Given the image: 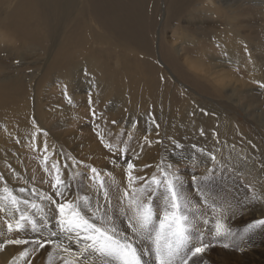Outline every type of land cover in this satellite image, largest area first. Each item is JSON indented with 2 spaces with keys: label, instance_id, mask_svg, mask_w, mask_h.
Wrapping results in <instances>:
<instances>
[{
  "label": "rangeland",
  "instance_id": "374dc122",
  "mask_svg": "<svg viewBox=\"0 0 264 264\" xmlns=\"http://www.w3.org/2000/svg\"><path fill=\"white\" fill-rule=\"evenodd\" d=\"M102 1L104 0H101V3ZM157 1V17L151 34L152 46L150 53L151 68L153 67L154 70L152 74L149 73V77H155L156 79L162 78V81L157 80L158 88L162 89L157 92L158 106L152 109L149 103L147 104L149 106L146 107V109L149 107L148 110L145 108L144 110L140 108V110L138 106L134 105L132 109L129 110L126 108V104L123 105L122 102L127 101L130 97L128 96L125 98L124 95H119L118 98L106 96L98 98L91 103V99L95 97V94L89 90H92V87L93 89L98 88V84L92 86L90 80L88 81L89 78L84 75L78 76L70 83L67 82L62 85V88L68 86V88L76 90L75 94L71 92V94L75 96L72 100L65 96L64 89H62L64 97L71 100L69 102L59 99V96L62 94L60 93V89L55 88L53 83L50 84L47 82L44 86L40 85L41 98L38 102H40V105L44 108L39 114H43L44 116V113L47 114L48 112V117L52 115L53 112H51L49 108L54 106L53 103L55 104L56 100H63L61 103L66 107L60 106L57 109V115L53 118H45L47 120H44L45 123L43 122V117L37 119L39 114L33 112L32 108H30L31 111L29 114L26 112L27 122L29 120L30 123L33 120V122L36 123L33 125V128L38 136L34 145L33 140L29 139L22 141L24 139L22 137L28 138V133H14L15 130L12 127L4 129L0 126V172L2 171V176H0V183L2 184H0V188H2V192L5 187L9 189L12 188V194H16L19 199L23 200L26 198L29 201H34L39 204L41 202L38 198L39 193L35 196L32 194L31 190L35 189V191L39 192L37 189L39 187H44L41 191L42 193L54 195L53 197L60 201V198L55 197L52 188L57 174L56 170L53 168L55 164L54 161H56V163H59L61 179L70 184V187L67 189L68 191L65 192V196L74 202L77 200L76 202L79 203L81 207H83L84 204L81 198L84 196L88 197V202L92 206H95L97 202H99L101 205V213H98V215H100L105 205L103 196L105 191L109 193L111 205L113 204V206H123L126 208V200L121 202L118 200V197L122 195L126 189L130 191L128 182L129 169L127 168L128 162L134 165V168L131 170V175L134 178H144L136 182L134 186L137 188L144 187L146 183L151 181L153 176L157 179H161L163 175L161 169L163 168L169 175L175 174L179 176L178 183L182 185L181 192L183 195V200L181 201L182 213L187 215L189 219L187 223L189 234L193 238L192 244H197L198 246L202 241L208 245L205 252L201 254L202 256L194 258L196 264H208L209 261V264H264V227L245 231L248 229L249 224L264 219V110H262L264 109V100L255 103L254 99L252 103H249L245 99L239 98L238 95L237 98L235 96L227 97L226 91L228 88L225 85L222 86V83L219 84V88H221L220 91L222 90L219 95L207 93L205 83L201 81L200 77H196L200 72V74L204 73V66L201 64V53L205 55L203 56V60L208 62L206 55L211 56L213 53L215 56L221 55L218 51L219 47L209 41H206L207 45L204 48L193 45L191 42H195V37L193 35H187L186 29H182L184 25H187L185 19L180 20L179 26H182L180 28L174 25L164 29L167 0ZM47 2L50 1L46 0L43 3ZM89 2L94 4L99 3L94 2V0H89ZM107 3L109 4L108 0H105L103 3V6L106 5V9L103 8L99 10V6H97L96 14L107 17ZM53 7L58 10L57 6L53 5ZM85 14H87V11H85ZM50 22L52 25L56 23L57 26H60L62 22H64V27H68L66 31L64 28L60 29L59 34L61 32L62 34L69 32L72 26V23L69 24L68 21L60 18L58 11L52 14ZM165 40L167 42L170 41L169 50H165L162 46ZM192 50L200 53H198V56H195L198 66L194 65L190 68L185 66L187 61L185 54L191 56L189 53ZM233 52H235V55L241 54V49L236 47ZM165 53L177 59L181 66L174 65L173 62L166 60L164 57ZM132 55L134 56V54ZM222 56L223 61L218 62L220 65L215 67V69L220 67L222 69H220L221 72H225V70H223L225 68L224 65H229L230 67L226 66L225 69L229 68L230 70L239 66L230 64V62L227 61L226 55ZM15 62H17L14 63L16 66L20 61L16 60ZM40 65L41 63L39 67ZM239 67L237 68L239 69L237 76L241 78L245 75L244 67ZM11 72L13 71L11 70ZM228 77L233 80L231 75ZM37 78L38 73L32 78V82H29V85L34 86ZM56 84H59V82ZM255 85L254 88L261 86V83ZM50 86L53 88L51 94L54 93L56 95L55 97L52 95L45 96L44 94L51 88ZM253 91L256 90L254 89ZM31 97L32 94L28 93V100L30 103H34L35 99ZM42 97H44L43 100ZM129 101H131V98ZM41 102H43L44 104H42L45 106H43ZM115 102L118 104L117 111L112 109L116 107L114 106L116 105ZM235 102H237V104ZM133 103L135 102L133 101ZM96 104H100V106L97 108V111L94 112L93 109H95L94 106L97 107ZM192 104L197 105L195 106ZM211 105L216 108H221L224 112L226 118L220 123H214L208 109L204 111L207 106L209 107ZM66 108L67 116H64ZM99 108L101 110H99ZM156 109L159 110L157 111ZM103 112L107 114V118H105V115H99ZM193 112L194 114H198L195 119L192 116ZM57 116L59 117L57 118ZM62 118L64 120H62ZM100 118H104V122H101ZM4 119L7 118L5 117ZM58 121L60 123H58ZM62 121L63 123H61ZM219 124H221V126H219ZM168 126L170 129H168ZM107 128H109V130ZM49 129H51V131ZM99 129L105 130L100 131ZM6 132L14 134L10 138H5ZM57 132H60L58 134L63 138L62 142H66L65 148L53 138L52 135L55 134L56 136ZM32 135L33 133H31V136ZM37 143L39 145H36ZM40 143L43 144V146L40 145ZM92 144H94V146ZM18 145L20 146L17 147ZM45 145H47V155L53 164L50 160H46L47 158H45L46 154L43 152L45 150ZM81 145L84 146L82 147ZM177 145H179V147H177ZM193 145H195V147H193ZM144 147H150V154H152L151 156H153V158H150L149 155H145L147 149L145 150ZM14 148L15 151L12 152ZM97 151H99V156L103 159V162L96 160L98 159L95 158L97 157ZM100 152L103 153L105 157H103ZM191 155L194 156L193 159L190 158ZM213 156L215 160L212 159ZM113 161H115V163H113ZM69 163L70 165H68ZM168 165H171V167H167ZM16 167L26 172V176H29V179L26 178L20 181L14 177L9 178L7 176L6 179H4L3 172H8L6 174H13L14 176L13 169H16ZM92 168H96L97 172L100 174L99 180L104 182L103 188H100L99 181L93 180ZM37 170H40V172H37ZM193 176L196 177L195 180H193ZM7 178L9 181H7ZM10 179L13 180L10 181ZM29 180L32 184H30ZM37 185L38 187H36ZM21 187L28 190L26 191L27 193H19L18 190ZM16 189L17 191L14 192ZM1 190L0 193H2ZM70 192L73 195H71ZM162 193L163 187L157 192L152 203L153 210L156 213L155 219L157 224L167 208ZM76 195L79 197H76ZM205 195V198L202 197ZM29 196H31V198ZM117 202L120 205H117ZM41 203L43 206L46 204V202ZM41 203L40 205H42ZM7 206L12 208L8 209L11 211L0 208V233L3 231L0 234V240L8 242V240L25 239L29 241L28 244H21L22 246L17 245L14 247L15 244H11L12 247L17 249H15L16 252L14 250L13 253L20 256L23 252H26V255H28L27 257L26 255L20 257L30 264H80V261L76 259V257L79 256V246L74 242H69L67 240L63 241L65 247L69 249V252H65L63 247L56 248L54 244H48L49 239L59 240L61 239L60 237H48L47 232H44L43 236H41L33 232L30 225H26L23 230L13 228V231L9 232L8 225L10 223L13 224V226L15 225L16 220L19 219V212L17 213L11 204ZM19 207L22 210L25 208L28 213V209L32 213L35 212L34 209L30 207L26 208L23 204L19 205ZM45 210L47 211V207H45ZM32 213H29V215ZM56 215H58V213H56ZM37 217L38 214L35 216L36 220ZM218 223L223 226L221 231L224 234L220 236L216 235V230L214 229ZM118 224L121 228L128 231L126 228L127 220L125 218H121ZM50 226L55 230L54 221ZM245 234H247L246 237ZM36 238L40 239L44 244L43 248L31 243L36 240ZM244 242L249 246H243L242 243ZM7 244L10 246V243ZM140 244L144 249L150 247V242H143ZM192 244L189 245V248H191ZM225 244L228 246L225 247ZM11 248L10 251L12 252L13 248ZM22 250L24 251L22 252ZM44 250H47L48 253H46V251L44 252ZM38 251H40L39 255L41 256L38 255ZM140 252L142 258L148 262V264H152L153 257L144 255V250ZM52 255L54 256L53 258H51ZM84 255L89 257L90 260H93L95 264H116L114 260L108 257L101 258L96 254L89 253H85ZM28 257L29 260H27ZM36 257L37 259H41V261L36 260ZM250 258L255 260L251 262ZM189 264H192V262L190 261Z\"/></svg>",
  "mask_w": 264,
  "mask_h": 264
},
{
  "label": "bare ground",
  "instance_id": "6f19581e",
  "mask_svg": "<svg viewBox=\"0 0 264 264\" xmlns=\"http://www.w3.org/2000/svg\"><path fill=\"white\" fill-rule=\"evenodd\" d=\"M44 1L46 0H0V126H2L4 129L7 127H12L15 130L14 133H28V138L22 137L24 138L22 141L30 139L33 140L34 145L38 136L37 132L33 128V125L36 123H34L33 120L30 123L29 120L27 122L26 112L29 114L31 111L30 108H32L33 112L38 114L43 111L42 109L44 107H42L40 102H38V100L41 98L39 86H44V84H47V82L50 84L53 83L55 88L60 89V93L62 94L59 96V99L69 102L71 101L70 99L73 100L75 98V96L72 94H75L76 90L68 88V86L62 88V85L66 84L67 82L70 83L74 78L78 76L80 77L81 75L89 78L88 81L90 80L92 86L94 84H98V88L93 89L92 87V90H89L95 94V97L91 99V103L96 101L98 98H103L106 96H114L115 98H118L119 95H124L125 98L128 96L131 98V101H129V98L127 101L122 102L123 105L126 104L125 106L129 110H131L134 105L143 110L149 106L147 105L149 103L152 109L158 106L157 92L161 91L162 89L158 88L157 80L162 81V78L160 77L156 79L155 77H149V73L152 74V71L154 70L153 67L151 68L152 65L150 61V53L152 46L151 34L157 17V0H108V15L107 17L104 16L105 18L100 14H96L97 6H99V10L103 8L106 9V5L103 6L105 0L102 1V3L101 0H94V2H99L98 4H94L92 2L90 3L89 0H48L50 2L43 3ZM53 5L57 6L58 10H56ZM57 11L60 18L68 21L69 24L72 23L70 31L65 34H62V32L59 34L60 29L64 28L66 31L68 28L64 27V22H62L60 26H57L56 23L52 25L50 22V19H52V14ZM85 11H87V14H85ZM183 19L187 21V25L182 27L179 26V22ZM174 25H176L178 28L182 27V29H186L187 35H193L195 37V42H191L193 45H197L199 48H204L207 45L206 41H209L216 44L220 49H218L221 54L220 56H215L214 53L211 56L206 55L208 62L203 60V56L205 55L201 53L202 62L201 60L200 62L204 66V73L200 74V72L196 75V77H200L201 81L205 83L207 93L209 92L210 94L219 95L222 91H220L221 88H219V84L222 83V86L225 85L228 88L226 91L227 97L235 96L237 98L238 95L239 98L245 99L249 103H252L254 99L255 103L257 101L264 100V87L258 86L254 88V86H256L255 84L257 83L264 85V0H167L166 20L163 27L165 29ZM169 42L166 40L163 41L164 45L162 46L165 48V50H169ZM236 47L241 49V54L235 55V52L233 51H235ZM198 53L200 52H194V50H192L189 53L191 56L185 54L187 59L185 66L190 68L194 65L198 66L197 60L195 58V56H198ZM132 54H134V56ZM222 55H226L227 61H229L230 64L235 66H243L245 75L241 78L237 76V72H239V69L237 68L239 66L230 70L229 68L225 69L226 66L230 67L229 65H224L225 68L223 70H225V72H221L222 69L220 67L215 69V67L220 65L218 62L223 61ZM164 57L169 62H173L174 65H180L177 59L172 58L167 53L164 54ZM16 60H19L20 62L15 66L14 63H17L15 62ZM40 63L41 65L39 67ZM11 70L13 72H11ZM37 73L38 78L35 81L34 86H30L29 82H32V78H34L35 74ZM229 75H231L233 80L228 77ZM58 82L59 84H56ZM52 89L53 88L51 87L46 91V93L43 92L45 96L52 95L55 97L56 95L54 93L51 94ZM62 89H64L65 96L70 99H66L64 97ZM254 89L256 91H253ZM28 93L32 94V97L35 99L34 103H30L28 100ZM43 99L44 97H42V100ZM63 100H56L55 104L53 103L54 106L49 108L51 112H53V114L49 116L50 118H53L57 115V109L60 106L66 107L61 103ZM133 101L136 104L133 103ZM42 103L43 102H41V104ZM235 103L237 104V102ZM96 105L97 107L94 106L95 109H93L94 112H96L97 108L100 106V104ZM117 105L118 104L116 103V105H114L116 107L112 108L114 111H117ZM192 105L196 106L197 104ZM67 108L64 111V116H67ZM148 108L146 110H148ZM207 109L209 110L208 112L214 120V123H220L226 118L221 108H216L211 105L209 107L207 106L204 111ZM99 110L101 109L99 108ZM44 114V116L43 114H39L37 119L43 117L44 122V120H46L45 118L48 117V112L47 114ZM99 115H105V118H107V114L105 112ZM192 116L195 119L198 114H194L193 112ZM5 117L7 119H4ZM58 117L59 116H57V118ZM62 120L64 119L62 118ZM100 120L101 122H104V118H100ZM58 123L60 122L58 121ZM61 123H63V121ZM219 126H221V124H219ZM107 129L109 130V128ZM168 129H170L169 126ZM49 130L51 131V129ZM14 133L6 132V136L4 134L3 135L5 138H10ZM31 133H33L32 136ZM58 133L60 132H57L56 136L55 134L52 135V133L51 135L65 148L66 142H62L63 138ZM36 145L39 144L37 143ZM40 145L43 146L41 143ZM92 145L94 146V144ZM19 146L20 145L17 147ZM81 146L83 147L84 145ZM145 150V155H149L150 158H153V156H151L152 154H150V147L145 148ZM14 151L15 148L12 152ZM43 152L46 154V157L44 156L47 158L46 160H50L47 152L45 150ZM100 154L105 157L103 153L100 152ZM95 158H98L96 160L103 162V159H101L99 156V151H97V157ZM190 158L193 159L194 156L191 155ZM54 163L57 165V167H59V163H56V161H54ZM68 165H70V163ZM13 172L14 176L11 174V172V175L6 174L8 172H3L4 179H6V176L9 178L14 177L20 181H23L26 178L29 179V176H26V172L19 169V167L13 169ZM37 172H40V170H37ZM1 173L2 171L0 172V176H2ZM12 180L10 179V181ZM7 181H9V179ZM30 184L32 183L30 182ZM36 187H38V185ZM43 188L44 187H39L37 189L39 192L36 191V193H41ZM1 189L2 188H0V190ZM10 189L12 191V188ZM15 191H17V189L14 190V192ZM5 195L6 194L4 192L0 193V208H5L8 210L10 207L7 205H9L10 202L3 198ZM15 196L17 195L15 194ZM29 197L31 198V196ZM76 197L79 196L76 195ZM202 197L205 198L206 195ZM116 204L120 205L118 202ZM125 207L127 208V206ZM23 210H25V208ZM28 211L29 213H32L29 209ZM31 215L33 218H35L37 215L36 211ZM39 219L40 217L38 215L37 221H39ZM13 228H15V225ZM214 229L216 230V227ZM246 235L247 234H245V237ZM0 242L3 243H0V264H30L29 262L27 263L22 260L20 257L22 255L17 256L15 253H13L16 249L14 247L17 245L12 247L10 244V246L13 248V251L11 252V247L7 244V241L0 240ZM246 244V242L242 243L243 246H249ZM136 247L140 251L144 250V247L141 246V244H137ZM23 251L24 250H22V252ZM45 251L48 253L47 250H44V252ZM38 252L39 255L40 251ZM35 254L33 255L36 256ZM27 256L28 255H26V257ZM53 257L54 256L52 255L51 258ZM85 258L89 261V264H95L93 260H90V258L85 255L83 257H76V259H78L80 262ZM35 259L41 261V259H37V257ZM27 260H29V257ZM250 260L253 262L255 259L250 258Z\"/></svg>",
  "mask_w": 264,
  "mask_h": 264
},
{
  "label": "snow or ice",
  "instance_id": "6c2138e0",
  "mask_svg": "<svg viewBox=\"0 0 264 264\" xmlns=\"http://www.w3.org/2000/svg\"><path fill=\"white\" fill-rule=\"evenodd\" d=\"M264 87V85H261ZM179 147V145H177ZM195 147V145H193ZM47 151V145H45ZM215 160V157H212ZM115 163V161H113ZM66 167V166H65ZM167 167H171L168 165ZM56 170L55 183L52 188L55 197L61 198L60 201L52 195L39 193L38 198L42 202H46L45 206L29 201L28 199H19L12 194V191L5 187L3 197L8 200L13 208L19 212V219L15 222V228L23 230L26 225L31 226V230L43 236L47 232L48 237H60L59 240L49 239V244H54L56 248L65 247L63 241L74 242L78 247L79 256L83 257L85 253L96 254L101 258H111L116 264H148L141 255L137 244L150 242V247L144 249V255L153 257L152 264H196L195 257L200 256L208 248V245L202 241L192 244V236L188 231V216L182 213L183 195L181 192L182 185L178 183L179 176L175 174L169 175L164 169L161 179L152 177L151 181L146 183L144 187L137 188L134 185L137 181L143 180L142 177L134 178L131 170L134 168L133 163L128 162L129 169L128 182L130 191L126 190L118 197V200L127 201V210L124 207L113 206L109 200V193H103L105 205L101 213V205L99 202L92 206L88 202V197H82L83 207L79 203L69 200L65 196V192L70 184L61 179L60 169L57 165H53ZM93 180L99 181L100 188L104 187V182L99 180L100 174L96 168H92ZM196 177L193 176V180ZM163 187V198L167 204L163 217L156 222V213L153 210V198L156 196L160 188ZM19 193L23 194L27 190L23 187L19 188ZM33 195H37L35 189L31 190ZM23 204L34 209L40 219L37 221L26 210H22L19 205ZM47 207V211H45ZM118 208V211H117ZM111 211V214H110ZM58 213V215H56ZM115 217V219H114ZM121 218L127 220L126 231L121 228L118 221ZM54 221L55 230L50 224ZM98 221V222H97ZM221 224L216 226V235L222 233ZM264 227V219L249 224L245 231ZM8 231H13V224L8 225ZM8 243L21 245L28 244L25 239L9 240ZM34 245L43 248L44 244L40 239L32 241ZM192 244L191 248L189 245ZM225 247L228 245L225 244ZM26 255V253H22ZM80 264H89L85 258Z\"/></svg>",
  "mask_w": 264,
  "mask_h": 264
}]
</instances>
